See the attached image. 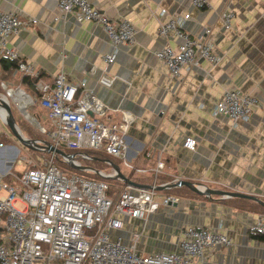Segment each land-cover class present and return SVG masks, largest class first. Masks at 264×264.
<instances>
[{"label": "crops", "instance_id": "crops-1", "mask_svg": "<svg viewBox=\"0 0 264 264\" xmlns=\"http://www.w3.org/2000/svg\"><path fill=\"white\" fill-rule=\"evenodd\" d=\"M89 1L112 19H128L136 28L135 42L121 44L111 64L104 60L113 47L103 26L78 22L72 13L55 20L60 14L58 0H0V9L17 13L21 20L38 19L10 39L24 60L40 71L38 84L53 86L55 77L65 72L74 84L87 80L94 98L103 103V114L91 111L95 117L110 124L123 123L129 115L128 152L120 158L123 167L107 159L108 167L98 173L111 175L120 191L131 185L118 178L117 167L141 185L163 187L184 180L201 189L248 193L264 201V0H208L206 9L193 6L191 0ZM163 8L167 13L160 16ZM227 10L235 12L229 29L222 20ZM184 13L191 15L184 27L190 37L204 39L211 29L214 51L223 58L217 64L202 58L198 66L175 77L155 52L167 46L177 50L178 38L161 36L159 28L171 15ZM1 71L0 61V76ZM14 74L23 76L17 69ZM19 80L3 81L8 87L17 83L33 98L40 95L38 84L35 94ZM233 87L258 101L250 120L236 126L229 116L212 114L224 92ZM30 107L50 130L52 122L39 101L26 110ZM31 117L39 121L34 114ZM189 136L197 141L194 149L184 146ZM14 148L0 149L2 174L14 171L10 161ZM160 161L163 168L158 167ZM91 166L84 170H93ZM165 189V198L176 201L166 205L165 198L156 200L160 208L155 213L133 218L114 211L112 217L120 227L111 229V236L127 245L134 243L142 255L170 252L178 249L184 227L194 225L231 239L228 246L206 249L204 262L264 264V239L253 234L264 206L246 198L199 195L187 186Z\"/></svg>", "mask_w": 264, "mask_h": 264}, {"label": "built area", "instance_id": "built-area-1", "mask_svg": "<svg viewBox=\"0 0 264 264\" xmlns=\"http://www.w3.org/2000/svg\"><path fill=\"white\" fill-rule=\"evenodd\" d=\"M191 1L200 9L210 6L208 0ZM58 6L60 14L55 20L72 13L78 22L92 21L103 26L113 47L112 52L104 56L107 64L115 61L121 44L135 42L136 28L128 19H112L89 0H58ZM166 13L163 8L160 16ZM190 18L189 13L171 15L161 22L159 28L161 36H175L179 41L177 50L167 46L155 52L175 77L198 66L202 58L213 64L223 58L214 51V44L209 38L211 29L206 30L207 37L204 39L190 37L184 29ZM234 18L233 10L222 13L227 29L232 27ZM37 23V18L21 20L17 13L0 9V61L2 58L15 60L22 75L33 77L39 76L40 71L24 60L21 53L10 45V39L22 29ZM8 84L1 82L6 92L0 93V98L8 99L10 104L11 100L14 101L21 110L39 101L53 125L52 129L44 127L41 132L47 134V141L57 148L65 145L77 150L104 149L116 157H126L128 143L125 135L130 124L129 115H125L123 123L110 124L91 115V111L103 114L104 105L94 98L87 80L74 84L68 81L65 72H61L55 77L53 86L44 82L38 84L40 95L37 98L31 97L20 86L10 89ZM20 95L26 98V103L19 98ZM257 104L255 97L233 87L224 92L223 98L214 105L212 114L227 115L236 126L241 121L250 120L253 107ZM0 117L4 123L7 122V113L3 108H0ZM196 144V139L191 136L184 140L187 148L194 149ZM43 145V140L34 139L27 146L43 150ZM4 148L7 149L8 145L0 142V149ZM12 153L10 161L19 159L15 148ZM80 156L90 158L85 153ZM75 162L81 165L76 158ZM158 167L163 168L164 162L160 161ZM101 175L111 176L102 172ZM5 176L16 178L23 192L19 193L15 183L5 181ZM109 189L110 184L104 179L66 174L54 163V156L42 165L34 164L20 175L10 169L4 174L0 172V192L5 191L0 195V264H210L203 261L206 249L231 244V239L222 232L189 225L182 231L177 250L139 254L134 243L127 245L121 238L111 236L110 230L120 227V221L112 214L115 211L143 218L146 213H155L160 208V203L154 198L157 186L153 185L150 190H133L129 186L117 196H110ZM17 201L23 203L22 209L15 206ZM174 201L175 198L166 197L163 204ZM89 230L95 231L91 238L87 236ZM253 231L264 233V214L259 215Z\"/></svg>", "mask_w": 264, "mask_h": 264}, {"label": "rangeland", "instance_id": "rangeland-1", "mask_svg": "<svg viewBox=\"0 0 264 264\" xmlns=\"http://www.w3.org/2000/svg\"><path fill=\"white\" fill-rule=\"evenodd\" d=\"M1 77V76H0ZM18 77V76H17ZM1 79L0 78V92L5 91V89L1 85ZM18 87L17 83L10 84L9 88L14 89ZM11 107L14 114V117L18 123V126L22 130V132L29 137L30 139H40V140H48L47 134H44L41 132V129L46 127L45 121L41 115H39L37 112H34L32 107L28 108L26 112L22 111L17 105L11 101ZM35 115L37 119H39V122L36 123L34 120L30 118L31 115ZM52 129V128H51ZM0 137H4L6 140L7 145H12L16 148L19 159L15 158V161L13 162V168H14V174L20 175L23 171L30 168L34 164L42 165L45 160H50L54 156V163L62 169L66 174L72 175L76 174L79 176H83L88 179H104L106 181H111L113 184L116 183V180L110 179L108 177L102 176L100 173H98L99 169H106L108 166V160H113L114 162L118 163L123 167V161L120 160V157H116L114 155H111L107 153L104 149H69L65 145H61L59 148L62 150H68L69 153L76 154V152H86L91 156L98 158L94 160H87L80 156H77L76 159L81 162V166H91L93 170L86 171L84 169H76L74 168L67 160H65L62 156H60L62 159L59 158V155H55V153L47 152L44 150H40L37 148L28 147L25 143H23L13 132V130L8 126L6 123H4L0 117ZM106 145V141L104 142V146ZM68 153V152H67ZM110 164V163H109ZM149 173V172H148ZM146 173V175L148 174ZM153 178L151 179L153 181L154 179V172L150 173ZM9 182H13L18 186L19 193L21 194L23 192V188L20 187L18 181L16 178L10 179ZM151 186L153 185L150 184ZM174 189V188H173ZM186 189V188H185ZM144 190H150V188H145ZM171 190V188H169ZM166 189H157L155 191V200H160V198H165L166 193L164 192ZM175 193H178L179 190H173ZM5 191L0 192L1 194H4ZM15 206L19 209H22L24 207L23 203L21 201H17L15 203ZM264 211V210H263ZM95 234L94 230L87 231L88 237H93Z\"/></svg>", "mask_w": 264, "mask_h": 264}, {"label": "water", "instance_id": "water-1", "mask_svg": "<svg viewBox=\"0 0 264 264\" xmlns=\"http://www.w3.org/2000/svg\"><path fill=\"white\" fill-rule=\"evenodd\" d=\"M0 108H3L6 113H7V125L10 126V128L13 130V132L15 133V135L26 145H28V143L34 139H28L26 138L20 131V127L18 126V123L14 117L13 111H12V107L11 104L9 103L8 99H2L0 98ZM22 111L26 112V109L23 108ZM91 115H93L92 112H90ZM38 122V120L36 121ZM20 132V133H19ZM44 145L42 146L44 151L47 152H52L55 153L56 155L62 156L65 160H67L74 168L76 169H85L87 168L86 166H81L78 165L75 162V158H76V154H72V153H67L66 151L57 148L55 145H53L51 142L47 141V140H43ZM32 148H37V147H32ZM38 149V148H37ZM118 170V178L122 179L123 181L127 182L129 185L131 186H135V187H140V188H151V185H141L138 184L132 180H129L126 178V176L120 171V167H117ZM107 177H111V176H107ZM177 186H187L189 187L192 191L198 193L199 195H205V196H213V195H228L230 197H240V198H246L249 200H254L256 202H258L259 204H261L262 206H264V201L260 200L258 197L248 194V193H242V192H229V191H222V190H215V189H201L199 187V185L189 182V181H184L181 180L178 183L175 184H170V185H166L163 187H157V189H165V188H174ZM189 226V225H188ZM187 227V226H186ZM185 228V227H184Z\"/></svg>", "mask_w": 264, "mask_h": 264}, {"label": "trees", "instance_id": "trees-1", "mask_svg": "<svg viewBox=\"0 0 264 264\" xmlns=\"http://www.w3.org/2000/svg\"><path fill=\"white\" fill-rule=\"evenodd\" d=\"M1 63L3 65V71H1L3 74L0 77V78H2L1 82L3 80H5L6 78H8V79L13 78V79L19 80V77H20L19 81L24 86H26L28 89H30L33 93L38 94L37 84H38V81L41 78V75L34 76V77L33 76H28V75H23V76L15 75L14 73H15L16 69L18 71V62L17 61L11 60V59H8V58H2L1 59ZM15 76H19V77H15ZM0 142H4L5 143L6 142L5 138L4 137H0ZM65 151L68 152V153L70 152L68 150H65ZM81 153H85V154L89 155L87 153V151L86 152H83V151L76 152V154L78 156H80ZM59 158L62 159L60 156H59ZM94 159L98 160V158H95V157H94ZM87 167H89V166H87ZM10 179H11V176H7L6 177V181H10ZM116 183H118V182H116ZM119 185H120V183H118V184L110 183V189H109L108 194L110 196H114L115 194L118 195L120 193ZM117 195H115V196H117ZM253 234L255 236H259L260 238L264 239V233L256 232V233H253Z\"/></svg>", "mask_w": 264, "mask_h": 264}, {"label": "bare ground", "instance_id": "bare-ground-1", "mask_svg": "<svg viewBox=\"0 0 264 264\" xmlns=\"http://www.w3.org/2000/svg\"><path fill=\"white\" fill-rule=\"evenodd\" d=\"M19 98H20L21 100H23L25 103L27 102L26 98H24L23 96L20 95ZM20 132H21V131H20ZM20 132H19V133H20ZM21 133H22V132H21ZM22 134H23V133H22Z\"/></svg>", "mask_w": 264, "mask_h": 264}]
</instances>
